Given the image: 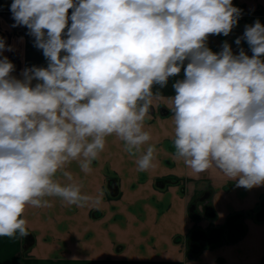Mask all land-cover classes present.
I'll return each mask as SVG.
<instances>
[{"label":"clouds","instance_id":"obj_1","mask_svg":"<svg viewBox=\"0 0 264 264\" xmlns=\"http://www.w3.org/2000/svg\"><path fill=\"white\" fill-rule=\"evenodd\" d=\"M10 11L48 65L20 80L0 59V237H26L25 210L48 206L46 197L89 199L65 167L77 161L90 173L107 137L140 152L151 139L153 87L182 67L168 98L176 158L195 174L215 167L237 186L264 185V25L245 27L251 57L227 42L219 53L207 47L209 35L237 24L232 0H13ZM154 151L135 159L139 171L153 166Z\"/></svg>","mask_w":264,"mask_h":264},{"label":"crops","instance_id":"obj_2","mask_svg":"<svg viewBox=\"0 0 264 264\" xmlns=\"http://www.w3.org/2000/svg\"><path fill=\"white\" fill-rule=\"evenodd\" d=\"M11 3L0 0V38L5 42L0 59L7 57L14 65L10 75L23 80L25 69L46 68L48 60L26 26L13 27ZM232 3L246 15L264 13V0ZM251 25L238 27L245 32ZM214 38L222 51L227 41ZM227 43L236 47L235 53L252 56L245 39L236 46ZM171 96L154 94L153 110L144 122L151 139L140 152L129 154L113 135L92 161L90 173L81 171L77 161L66 165L89 199L67 205L46 197L48 206L26 208L23 256L34 264H264V185L237 186L215 167L195 174L177 159ZM150 145L155 149L153 166L139 171L135 159ZM55 179L70 183L62 172ZM207 205L208 215L201 213ZM12 256H18L15 250Z\"/></svg>","mask_w":264,"mask_h":264},{"label":"rangeland","instance_id":"obj_3","mask_svg":"<svg viewBox=\"0 0 264 264\" xmlns=\"http://www.w3.org/2000/svg\"><path fill=\"white\" fill-rule=\"evenodd\" d=\"M13 2V0H10ZM236 7V5H233ZM71 9L69 10V15L71 14ZM257 20H259L260 23H264V13L263 12H259L257 14H244L241 13L240 17L238 19L237 24L233 27L232 31L229 33L228 36H224L223 34L220 35H216L219 39L227 41V42H232L235 44L236 46V41L237 38L243 39L244 36V31L241 32V28L240 25H243L248 22H250V24H254ZM71 24V21L69 20V25ZM239 26V27H238ZM212 37H208L207 40V47L210 48L214 53H219L220 49H216L218 48L216 45V39L214 38V35H211ZM236 47H234V45H232L231 49L234 55H238V53H235ZM241 51V50H240ZM239 51V52H240ZM238 52V51H237ZM245 53L247 51H244ZM188 61L186 60L184 62V67L187 66ZM18 65H16V69L15 71L18 72ZM13 73V72H12ZM16 79H20V76L15 77ZM184 78V68L182 67L180 74H178L177 76L174 77H170L168 84L166 87L164 88H160L159 86H154L153 87V93L158 94L159 96L164 94V95H175V91L172 87V85L177 81V80H181ZM21 80V79H20ZM152 107V106H151ZM150 107V111H152V108ZM210 207L209 205L205 206L203 210H201V213H204L206 215H208L210 213ZM230 238L232 237V233L231 231L228 232L227 234ZM27 239V236H26ZM23 249V238L20 237L18 234L15 238H9V237H0V264H34L32 263L29 257L27 256H23L21 254V251ZM16 251L17 253V257L13 258L12 253L13 251ZM52 264H62L60 263H52Z\"/></svg>","mask_w":264,"mask_h":264},{"label":"built area","instance_id":"obj_4","mask_svg":"<svg viewBox=\"0 0 264 264\" xmlns=\"http://www.w3.org/2000/svg\"><path fill=\"white\" fill-rule=\"evenodd\" d=\"M1 18H2V12L0 11V20H1ZM152 108V107H151ZM152 110H153V108H152Z\"/></svg>","mask_w":264,"mask_h":264}]
</instances>
